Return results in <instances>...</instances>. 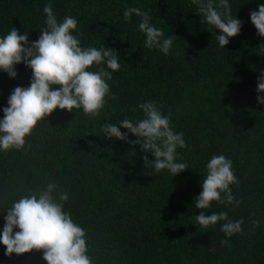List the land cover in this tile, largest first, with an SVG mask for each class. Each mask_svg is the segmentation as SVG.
<instances>
[{"label": "trees", "instance_id": "trees-1", "mask_svg": "<svg viewBox=\"0 0 264 264\" xmlns=\"http://www.w3.org/2000/svg\"><path fill=\"white\" fill-rule=\"evenodd\" d=\"M228 2L243 26L221 48L219 30L202 22L192 0H0V38L15 27L36 40L46 28L43 8L51 4L59 22L77 20L72 34L81 47L116 49L121 64L107 81L116 99L106 97L98 117L57 108L26 136V150H0V233L7 207L51 182L56 194L68 193L64 211L85 230L92 264H264V104L256 99L264 38L250 19L264 0ZM132 7L149 13L164 38L174 36L168 55L145 47L142 18L123 16ZM16 71L14 79L0 72V119L11 90L30 84L31 69L20 63ZM148 101L164 115L171 110L170 125L188 146L177 148V162L189 168L175 176L157 173L151 153L144 162L139 145L134 154L131 145L101 132L105 123L142 119L138 105ZM128 139L137 137L128 133ZM214 155L232 161L239 184L230 188L241 203L213 201L202 211L243 218L242 233L231 237L220 231L223 222L205 229L194 220L200 211L194 197ZM5 251L0 243V264H47L42 252L9 258Z\"/></svg>", "mask_w": 264, "mask_h": 264}, {"label": "clouds", "instance_id": "clouds-1", "mask_svg": "<svg viewBox=\"0 0 264 264\" xmlns=\"http://www.w3.org/2000/svg\"><path fill=\"white\" fill-rule=\"evenodd\" d=\"M197 5V13L202 22L219 30L215 35L221 48L229 44L230 38L241 32L243 22L233 18L228 0H192ZM46 15V28L34 41H29V33L20 34L15 27L0 38V72L16 78V65L23 63L31 69L32 76L28 87L17 86L7 98V107L3 108L0 119V150H26V136L33 131L37 122L51 116L58 108L69 113L74 109L82 110L86 116L98 117L106 103V97L116 99L111 93L107 81L112 73L119 71L118 51L111 47H81L73 31L77 30V20L65 16L62 22L57 20L51 4L43 8ZM135 14L142 18L139 23L146 39L145 47L159 49L168 55L173 46L174 36L164 38L162 29L151 23L149 13L140 8H127L123 16L129 20ZM251 23L257 35L264 38V4L258 10L250 12ZM97 66V70H89ZM101 65H106L102 67ZM111 70V71H109ZM58 86V87H53ZM257 102L264 104V71L257 80ZM143 118L132 121L128 118L117 124L105 123L101 127L104 138L124 141L132 146L139 145L146 153L144 162L149 161L147 153L153 157L154 170H168L175 176L189 168L187 163L177 162V148H187L183 133L174 132L170 125L171 110L164 115L155 101L138 105ZM121 128L127 132H121ZM131 133L136 140H129ZM30 147V145H29ZM206 178L201 181L202 191L194 197L195 208L200 210L194 215L195 223L202 228L223 222L220 231L227 237L242 233L243 218L231 220L226 212L206 215L204 209L210 208L213 201L221 204L239 206L241 201L233 196L230 185L239 181L232 170V161L224 155H214L206 165ZM58 185L48 183L46 188L21 196L6 208L4 226L0 233V243L5 248V256H17L32 251L42 252L47 264H92L87 255L86 233L75 223L69 212L64 211L68 193L62 189L56 194ZM223 194V196H222ZM258 226V220H252ZM18 229V231H14ZM227 240H221L226 244Z\"/></svg>", "mask_w": 264, "mask_h": 264}]
</instances>
